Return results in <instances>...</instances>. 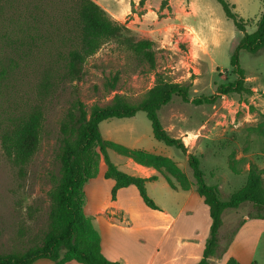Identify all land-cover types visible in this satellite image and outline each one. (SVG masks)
<instances>
[{
	"label": "rangeland",
	"instance_id": "1",
	"mask_svg": "<svg viewBox=\"0 0 264 264\" xmlns=\"http://www.w3.org/2000/svg\"><path fill=\"white\" fill-rule=\"evenodd\" d=\"M195 1L198 16H190L191 23L186 19L185 11L189 7L185 5H181L186 9L183 15H178L167 9L165 4L154 11L147 12L145 9L139 12L138 8L143 5L139 3L133 6L136 4L131 1V10L121 16L119 22L130 28L136 39L147 38L153 42L155 69L140 62L132 51L118 42L117 37H112L87 57L80 79L64 82L57 81L56 77L47 79L44 71L46 64L41 58L44 54L26 63L21 62L19 67L9 68L5 74L0 73V127L9 118L29 110L33 104H40L43 109L39 146L23 167L14 165L0 147L2 252L27 248L37 242L46 229L50 203L48 192L53 176L58 174L59 169L56 157L60 138L59 122L75 97L84 102L86 109L93 103H107L114 93L138 100L154 83L155 73L160 72L167 79L188 84L189 97L192 99L211 95L217 85L236 78L229 60L242 33L236 29L233 20L225 16L216 0ZM228 1L234 4L233 10L245 20V30H255L264 10V0ZM117 3L120 9L125 5L119 1ZM4 22L6 24V18ZM1 29L6 28L3 26ZM197 46L202 47L205 54ZM3 55L6 54L0 52V59H3L1 64L7 65ZM239 65L244 70L246 85L253 90L251 94L231 92L218 96L213 102L198 104L191 100L183 101L175 95L158 112L161 123L173 136L179 133L186 135L187 132L195 134L204 123L202 136L197 138L193 147H187L199 155L204 181L218 185L219 197L223 200L244 184L249 161L264 166V49L256 54L241 50ZM113 76L118 78L114 90H111L108 81ZM99 128L104 138L167 155L187 174L192 175L187 163L184 168L186 159L177 148L153 137L150 121L144 111H138L131 117L102 120ZM192 137L195 135L189 138ZM188 141L183 140L184 144ZM108 155L119 169L135 174V162L132 159L112 149H108ZM104 168V161L101 160L98 171ZM97 179L101 182L96 178L90 181L95 185L99 197L89 194L88 203L86 196L83 206L86 215L104 191L108 190L111 200L115 198L112 187L106 185L113 180L103 175ZM131 187L138 193L135 186ZM148 188L155 196L169 189L163 180L150 184ZM250 212H254L250 202H244L236 209H225L222 213L223 221H227L224 237L237 222L243 223V216H248ZM244 231L246 227L240 230L235 241L237 252L244 247L246 249L240 255L242 264H264V233L258 242L254 243L252 238V243L251 240L246 243ZM128 248L126 256L130 255L131 246L128 245ZM170 253L164 246L161 247L157 260Z\"/></svg>",
	"mask_w": 264,
	"mask_h": 264
},
{
	"label": "trees",
	"instance_id": "2",
	"mask_svg": "<svg viewBox=\"0 0 264 264\" xmlns=\"http://www.w3.org/2000/svg\"><path fill=\"white\" fill-rule=\"evenodd\" d=\"M143 1L139 0V3ZM216 1L242 33L229 60L236 78L217 85L211 95L192 99L188 84L167 79L160 72L155 73L154 83L138 100L114 93L107 103H93L86 109L84 102L75 97L59 122L60 138L56 153L59 169L48 192L50 203L46 229L37 242L23 250L2 252L0 249V264H32L39 258H47L53 264H65L71 260L82 264H118L102 254L99 233L92 218L84 213V184L97 175L98 165L103 160V176L114 181L113 196L119 188L134 185L148 207L158 208L145 188L146 182L155 180L156 176L143 177L122 171L111 161L108 149L160 171L172 187H177L173 180L183 189L190 187V180L170 157L129 147L102 136L99 128L102 120L131 117L138 111L145 112L156 140L177 148L186 157L195 190L208 206L211 218L209 234L202 256L195 264H210V257L219 250L218 230L225 209L238 208L242 203L250 202L254 212H250L248 217L264 218V166L249 161L244 184L223 200L219 197L218 185L204 181L199 155L191 152L181 137L171 135L159 118L161 107L175 95L183 101L191 100L198 104L213 102L218 96L231 92H253L246 85L244 70L239 65V53L245 50L256 54L264 49V10L255 30L248 32L245 20L233 10V3ZM166 2L163 0L161 5ZM3 26L6 29L2 30ZM112 37H117L118 42L132 51L140 62L155 69L153 42L147 38L136 39L130 28L111 18L94 0H0V52L6 54L2 57L7 59V65L1 64L3 59H0L1 74L44 54L41 58L46 64L47 79L56 77L60 82L80 79L87 57ZM117 78L113 76L108 81L111 90H114ZM42 120V106L33 104L29 110L9 118L0 127V147L14 165L23 167L36 152ZM241 223L237 222L230 231L220 253L225 251ZM224 264L241 263L231 256Z\"/></svg>",
	"mask_w": 264,
	"mask_h": 264
},
{
	"label": "crops",
	"instance_id": "3",
	"mask_svg": "<svg viewBox=\"0 0 264 264\" xmlns=\"http://www.w3.org/2000/svg\"><path fill=\"white\" fill-rule=\"evenodd\" d=\"M94 1L98 3L111 18L117 21L120 20L124 13L131 10V1L136 4L133 6L139 4V0ZM117 1H119V3L123 2L125 5L120 9ZM162 1L163 0H156L154 2L153 0H144L141 3L143 6L139 7L138 10L139 12L145 9H147V12L149 10L154 11V9L159 8ZM165 5L167 9H171L172 13L178 15H183L186 10L184 6L181 5L189 7V10L185 11L187 13L186 19L189 22L190 16H198V6L195 0H167ZM192 28L195 29L193 25ZM206 47H208L207 43ZM197 48L202 54H205L202 47L197 46ZM202 126H204V123ZM202 126L197 129V133L195 134L187 132L186 135L179 133L177 136H180L183 140L189 139L188 143L186 142L185 144L191 148L196 144L197 138L202 136ZM191 135H195V137L189 138ZM151 152L159 153L155 151ZM175 163L177 164L176 161ZM186 163L187 159L186 162L183 163L184 168L186 167ZM133 167L136 170L134 175L143 177L156 176L155 180L146 182L145 188L158 208H150L145 205L143 201L141 202L139 192L136 193L131 187L134 185L119 188L115 192V198L113 200L110 199L108 190L104 191L105 193H102L100 200L94 203L90 213L87 212V216L92 218L93 224L99 233L102 254L109 260L117 261L118 264H195L202 256L204 243L209 234L211 218L208 206L195 190L193 176L187 174V172L179 166L191 182L188 189H183L178 186L175 180H173V182L177 187H172L165 176L153 167L144 166L136 162L133 164ZM103 172L104 170L98 171L97 175L93 178L99 181L97 178H101ZM90 179L85 182L83 187L85 201L87 196L88 203H90L89 194L92 197L95 195L97 196L96 198L99 197V193L95 190V185L91 183L92 181H90ZM160 180H163L165 186H168L169 189H165L159 196H155L151 194L148 186ZM113 184L114 181L111 183L107 182L106 185L107 187H113ZM242 219H245V221L237 228L236 233L233 235L225 251L220 253L221 247L226 243L228 236L224 237L227 221L224 222L222 219V224L218 230L219 250L215 255L210 257V264H224L231 256L235 257L239 262L241 261L240 255L243 251L245 252L246 249L244 247L237 252L235 250V241L240 230L245 227L246 232L244 231V240L246 243H249L250 240L252 243V238H254V243L261 239L264 233V228L262 227L264 224L262 220H264V218L243 216ZM127 244L131 246L129 256H126L129 249ZM163 246L166 248L167 253H172L157 260V254ZM46 260L49 259L39 258L32 264H53L51 260V262ZM73 262L77 261L71 260L65 264H73ZM240 263L242 264V261Z\"/></svg>",
	"mask_w": 264,
	"mask_h": 264
}]
</instances>
